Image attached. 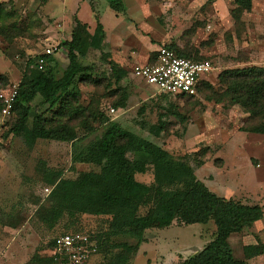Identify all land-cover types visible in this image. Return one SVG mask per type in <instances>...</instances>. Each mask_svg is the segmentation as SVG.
Here are the masks:
<instances>
[{"label": "rangeland", "instance_id": "374dc122", "mask_svg": "<svg viewBox=\"0 0 264 264\" xmlns=\"http://www.w3.org/2000/svg\"><path fill=\"white\" fill-rule=\"evenodd\" d=\"M75 18L87 25L90 35L101 24L105 36L100 47L95 41L88 46L81 59L94 68L91 80L78 83L79 111L64 114L59 122L78 137L85 136L84 145L102 130L98 122L102 114L187 162L197 179L218 196L264 208V134L240 130L247 114L231 104L219 83L224 71L264 67V0H252L249 11L235 0H0V75L8 84H18L26 62L36 61L47 49L57 67L65 68L68 59L62 43L70 40ZM163 44L214 62L197 95H164L132 74L135 64ZM111 61L127 72L118 83ZM123 92L125 106L115 107ZM33 108L47 119L55 118L57 106L47 111L37 98ZM158 124L164 129L154 135L150 127ZM91 170L99 168L72 163L71 142L37 139L29 146L21 136L2 139L0 264H58L45 257L48 244L52 237L75 230L104 240L101 250L84 264H105L123 252L120 243H135L125 234L110 233V215L67 213L54 219L44 212L54 205L51 193L60 180ZM136 178L152 183V168ZM214 233L212 221L191 225L174 221L169 227L148 230L146 243L127 264H180ZM255 243H264V217L229 237L237 259L243 258L244 245ZM248 264H264V253Z\"/></svg>", "mask_w": 264, "mask_h": 264}, {"label": "trees", "instance_id": "16d2710c", "mask_svg": "<svg viewBox=\"0 0 264 264\" xmlns=\"http://www.w3.org/2000/svg\"><path fill=\"white\" fill-rule=\"evenodd\" d=\"M251 1L235 0V3L249 11ZM74 22L70 40L62 43L68 59L65 68L60 70L52 55H41L45 60L42 68L37 67L35 60L26 62L17 84L12 120L2 135V139L11 134L21 136L29 146L37 139L71 142L73 164L91 163L99 168L82 172L76 179L60 180L51 193L54 205L49 210L45 208L44 212L54 219L67 213L110 215V233L125 234L134 238L135 243H120L123 252L105 264H127L145 241L146 231L169 227L174 221L184 225L212 221L215 225L213 239L180 264H248L249 259L263 254L264 243L247 244L243 246V258L237 259L229 244L232 234L243 232L264 217L263 206L218 196L197 179L187 162L172 158L166 149L117 122L103 119L102 114L98 121L102 130L84 145L85 136L78 137L70 126L59 122L64 114L79 111L78 83L91 80L94 68L81 59L86 56L88 46L94 45L95 41L100 47L105 36L99 23L96 37L88 34L87 25L78 18ZM166 46L178 56L204 60L195 59L173 45ZM109 64L118 83L127 72L112 61ZM0 81L3 86L8 84L1 75ZM219 83L225 87L231 104L238 105L247 114L240 130L264 134V67L224 71L219 75ZM202 85L204 82L200 81L196 95ZM37 98L47 111L57 106L53 114L59 120L47 119L41 111H35L33 103ZM126 99L127 93L123 92L115 107L125 106ZM163 129L162 124L150 127L154 135H159ZM149 168H152V183L139 181L136 176L146 173ZM70 232H85L95 240L97 253L101 250L104 240L98 234L82 230ZM51 245L50 241L48 246ZM45 257L52 263L66 264Z\"/></svg>", "mask_w": 264, "mask_h": 264}, {"label": "built area", "instance_id": "2783aa9c", "mask_svg": "<svg viewBox=\"0 0 264 264\" xmlns=\"http://www.w3.org/2000/svg\"><path fill=\"white\" fill-rule=\"evenodd\" d=\"M50 49L41 55H51ZM41 55L36 60L42 68L45 60ZM215 68L212 60H193L178 56L171 48L160 45L152 62L136 64L132 73L146 84L154 85L156 91L172 96H195L197 85ZM18 92L17 84L2 85L0 81V141L11 123ZM111 112L114 110L111 108ZM48 256L66 264H84L97 253V244L83 232H69L51 238Z\"/></svg>", "mask_w": 264, "mask_h": 264}, {"label": "crops", "instance_id": "0c3cea01", "mask_svg": "<svg viewBox=\"0 0 264 264\" xmlns=\"http://www.w3.org/2000/svg\"><path fill=\"white\" fill-rule=\"evenodd\" d=\"M163 45H166V44H163ZM158 48V47H157ZM156 54H157V50H155L152 54H151V56H148V58L144 61V62H139V63H137V64H144V63H150V62H152V61H154V59L156 58ZM136 65V64H135ZM133 74V73H132ZM205 81H207L206 80V78L204 79ZM203 80V81H204ZM16 84V83H15ZM158 93H160V92H158ZM163 94V93H162ZM172 96V95H171ZM154 143V142H153ZM156 144V143H155ZM143 243H146L145 241L143 242ZM142 244V243H141ZM139 248H140V246H139ZM202 249V248H201ZM138 251H139V249H138ZM138 253V252H137Z\"/></svg>", "mask_w": 264, "mask_h": 264}]
</instances>
